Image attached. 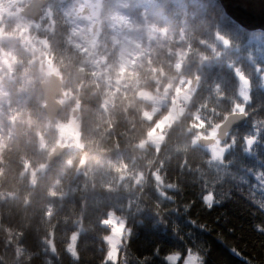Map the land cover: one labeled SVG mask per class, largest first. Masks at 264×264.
<instances>
[{"label": "clouds", "instance_id": "9594fccd", "mask_svg": "<svg viewBox=\"0 0 264 264\" xmlns=\"http://www.w3.org/2000/svg\"><path fill=\"white\" fill-rule=\"evenodd\" d=\"M229 257L264 264V0H0V264Z\"/></svg>", "mask_w": 264, "mask_h": 264}, {"label": "trees", "instance_id": "16d2710c", "mask_svg": "<svg viewBox=\"0 0 264 264\" xmlns=\"http://www.w3.org/2000/svg\"><path fill=\"white\" fill-rule=\"evenodd\" d=\"M220 213H221V209H216L212 213H208V214L202 213L201 218L207 219L210 223H212L215 221V217L220 215ZM229 215L231 218L229 219L227 224L224 223V217L221 216V223L219 226L223 227L225 231L227 230V227L229 225L237 226L238 231H239L240 230L239 225H240L241 221L247 222L249 219L248 214L246 212L243 214H240V210L238 207L235 210L229 209ZM216 247L221 252V254H225V255L227 254L226 250H224L220 245L217 244ZM150 250H151L150 247L143 249V251H150ZM229 259L232 261V264H241V262L239 260H236L232 257H229Z\"/></svg>", "mask_w": 264, "mask_h": 264}, {"label": "water", "instance_id": "95a60500", "mask_svg": "<svg viewBox=\"0 0 264 264\" xmlns=\"http://www.w3.org/2000/svg\"><path fill=\"white\" fill-rule=\"evenodd\" d=\"M245 22L249 24H256L261 22V17L257 14L256 16H246Z\"/></svg>", "mask_w": 264, "mask_h": 264}]
</instances>
